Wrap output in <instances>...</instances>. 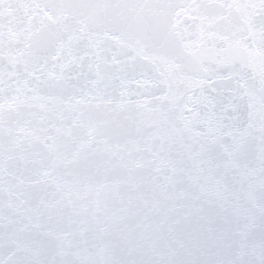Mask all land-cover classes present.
<instances>
[{"label": "snow or ice", "instance_id": "obj_1", "mask_svg": "<svg viewBox=\"0 0 264 264\" xmlns=\"http://www.w3.org/2000/svg\"><path fill=\"white\" fill-rule=\"evenodd\" d=\"M0 264H264V0H0Z\"/></svg>", "mask_w": 264, "mask_h": 264}]
</instances>
